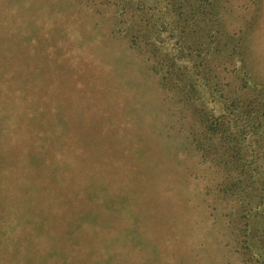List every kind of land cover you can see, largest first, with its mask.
<instances>
[{"label": "rangeland", "instance_id": "374dc122", "mask_svg": "<svg viewBox=\"0 0 264 264\" xmlns=\"http://www.w3.org/2000/svg\"><path fill=\"white\" fill-rule=\"evenodd\" d=\"M213 1L218 72L258 91L264 0ZM106 2L0 0V264H264L261 224L187 149L194 123Z\"/></svg>", "mask_w": 264, "mask_h": 264}, {"label": "trees", "instance_id": "16d2710c", "mask_svg": "<svg viewBox=\"0 0 264 264\" xmlns=\"http://www.w3.org/2000/svg\"><path fill=\"white\" fill-rule=\"evenodd\" d=\"M105 1L114 8L117 32L145 57L163 87L171 90L166 92L183 110L181 121L194 123V130L186 133L187 149L218 172L222 194L235 202L238 211L240 207L246 211L242 216L247 224L254 218L261 224L264 244V84L258 91L229 89L219 74V67L228 61L219 59L227 56L214 1ZM239 40L238 49L233 46L228 54L234 69L238 56L244 60ZM1 106L0 119L5 103ZM234 223L238 232L239 223ZM246 234H250V256L256 250L260 253L252 242L256 243V230Z\"/></svg>", "mask_w": 264, "mask_h": 264}]
</instances>
